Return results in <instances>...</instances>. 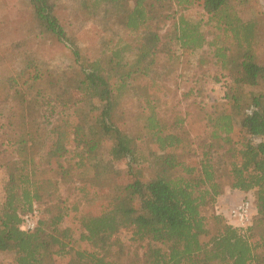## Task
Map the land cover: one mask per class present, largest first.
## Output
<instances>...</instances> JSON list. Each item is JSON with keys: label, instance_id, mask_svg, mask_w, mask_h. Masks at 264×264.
Instances as JSON below:
<instances>
[{"label": "trees", "instance_id": "obj_1", "mask_svg": "<svg viewBox=\"0 0 264 264\" xmlns=\"http://www.w3.org/2000/svg\"><path fill=\"white\" fill-rule=\"evenodd\" d=\"M239 1L28 0L24 36L0 50L16 60L0 82V253L12 255L0 264H264V13L244 20ZM174 2L182 11L160 35ZM192 4L201 10L183 11ZM57 9L74 25L107 24L98 57L83 59ZM206 44L226 101L195 156L185 129L159 114L158 80ZM57 46L67 64L46 58ZM69 182L71 203L54 191ZM225 187L252 195L243 231L210 211ZM42 202L36 227L22 230V215ZM68 218L85 247L74 246Z\"/></svg>", "mask_w": 264, "mask_h": 264}, {"label": "rangeland", "instance_id": "obj_2", "mask_svg": "<svg viewBox=\"0 0 264 264\" xmlns=\"http://www.w3.org/2000/svg\"><path fill=\"white\" fill-rule=\"evenodd\" d=\"M233 9L242 19L247 20L257 14L264 13V0L234 2ZM175 10L176 14L180 10L182 11L181 5L176 2L172 5L170 17L158 27L159 29L157 28L160 35L169 29ZM198 10H201V7L197 4H192L183 11L193 13ZM29 11L28 0H0V50L7 48V45L13 44L24 36L29 19ZM56 15L60 23L76 36L80 53L84 60L91 61L99 56L101 41L109 35V29L104 21L92 19L82 25H74L73 18L68 10L57 9ZM119 33L121 34L122 31L120 30ZM204 33L207 42H210L213 37L212 30L206 26ZM168 47H170L173 54L179 52L174 44ZM44 51L46 58H51L59 64H67L66 49L57 46ZM14 58L12 60L11 57L0 52L1 83H3L5 76L8 74L11 64H15L16 60L14 61ZM161 63L162 61L159 62L158 66ZM224 74L219 61L214 55L213 46L206 44L197 53L190 56L189 63L183 69L177 66L169 74H165L158 80L163 84L158 93L160 95L159 114L168 120H176L179 127L185 129L190 137L195 156L201 155L204 145L209 141V135L213 129L210 119L216 114L218 109L223 108V104L226 101L225 82H227V79ZM141 81H150V76L143 77ZM137 154L139 156L138 160L143 161V158L147 155L145 143H138ZM125 167L126 161L115 163V168L119 170ZM6 179L5 170L0 168V201L4 197L2 186ZM75 186L76 183L74 182L61 183L58 186V190H54L55 195L65 199L67 203H71L78 198ZM225 189H228V187H225ZM218 197L214 208L210 211L222 214L227 220L229 210L240 200L238 199L239 201L237 200L238 202L235 203V200L227 198L221 204ZM243 197L251 199L252 195L246 192ZM34 204L40 211H43L46 206L44 202ZM64 225L71 226L73 229L74 246L78 248L85 247V243L78 240L79 233L82 230L78 223L73 221L72 218H68ZM120 236L124 242L128 243L127 233L122 231ZM132 249L133 246L129 248L130 251ZM138 252L139 257H141L142 250L139 249ZM11 257V254L0 253V263H5Z\"/></svg>", "mask_w": 264, "mask_h": 264}, {"label": "built area", "instance_id": "obj_3", "mask_svg": "<svg viewBox=\"0 0 264 264\" xmlns=\"http://www.w3.org/2000/svg\"><path fill=\"white\" fill-rule=\"evenodd\" d=\"M39 208L33 204L32 209L22 215L20 228L24 231L33 230L39 218ZM254 212L252 199L243 197L227 214V221L234 227L245 230L251 225Z\"/></svg>", "mask_w": 264, "mask_h": 264}, {"label": "crops", "instance_id": "obj_4", "mask_svg": "<svg viewBox=\"0 0 264 264\" xmlns=\"http://www.w3.org/2000/svg\"><path fill=\"white\" fill-rule=\"evenodd\" d=\"M249 193V192H248ZM246 194V192L240 191L238 189H225L224 192L218 197L220 199V203L226 201L227 198L235 200L237 203L239 200L242 199L243 195ZM239 199V200H238ZM238 200V201H237Z\"/></svg>", "mask_w": 264, "mask_h": 264}]
</instances>
